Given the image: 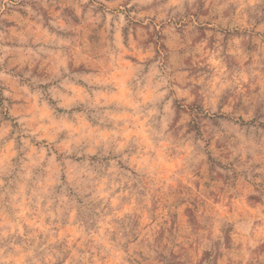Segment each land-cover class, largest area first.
<instances>
[{
    "label": "clouds",
    "instance_id": "9594fccd",
    "mask_svg": "<svg viewBox=\"0 0 264 264\" xmlns=\"http://www.w3.org/2000/svg\"><path fill=\"white\" fill-rule=\"evenodd\" d=\"M0 264H264V0H0Z\"/></svg>",
    "mask_w": 264,
    "mask_h": 264
}]
</instances>
